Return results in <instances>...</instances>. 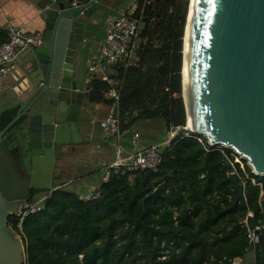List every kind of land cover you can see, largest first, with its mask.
I'll return each instance as SVG.
<instances>
[{
    "label": "trees",
    "instance_id": "trees-1",
    "mask_svg": "<svg viewBox=\"0 0 264 264\" xmlns=\"http://www.w3.org/2000/svg\"><path fill=\"white\" fill-rule=\"evenodd\" d=\"M136 3V14L144 21L142 43L137 64L121 71V76L125 75L121 119L136 116L128 126H122V131L137 122L162 120L167 133L171 126H184L187 121L181 72L190 0ZM8 39L9 32L0 29V47ZM107 90L105 82L93 78L87 101L110 105L105 98ZM15 115L13 110L1 114L0 131ZM226 153L238 158L230 149ZM233 164L246 199L245 204L235 207L229 181L233 168L226 157L220 152H206L197 139L183 135L164 148L157 172L112 174L97 200L83 201L85 192L55 186L44 210L23 222L28 261L233 264L252 252L254 264H264V176L252 173L246 161L242 168ZM158 188L162 189L161 196L145 201ZM13 218L8 217V225L18 233V221ZM258 228L263 238L252 245L249 231Z\"/></svg>",
    "mask_w": 264,
    "mask_h": 264
},
{
    "label": "water",
    "instance_id": "water-1",
    "mask_svg": "<svg viewBox=\"0 0 264 264\" xmlns=\"http://www.w3.org/2000/svg\"><path fill=\"white\" fill-rule=\"evenodd\" d=\"M48 2L43 43L0 69V116L16 114L0 131V264L25 261L23 240L8 217L55 191L58 155L84 142L78 121L88 103L75 73L76 55L102 28L96 11L111 7L101 0L78 6ZM190 6L191 0L188 13ZM191 10L181 72L189 36L187 123L190 118L194 134L233 150L264 176V0H193ZM229 181L232 207L245 204L238 175ZM254 234L256 242L262 240L261 229Z\"/></svg>",
    "mask_w": 264,
    "mask_h": 264
},
{
    "label": "built area",
    "instance_id": "built-area-1",
    "mask_svg": "<svg viewBox=\"0 0 264 264\" xmlns=\"http://www.w3.org/2000/svg\"><path fill=\"white\" fill-rule=\"evenodd\" d=\"M52 1L57 2V0ZM78 5V0H74L73 6ZM137 8L135 0L128 9L120 12L116 18L110 20L105 25V37L100 42L98 52L89 65L91 75L108 85L105 98L110 102V105H108L109 114L99 123V126L104 140L112 144L115 152L113 160L105 167L102 178L89 186L82 195L81 200L83 201L91 202L99 199L102 185L110 181L112 174L130 176L145 170L157 172L162 162L164 148L168 147L179 135L197 139L203 145L206 152L215 151L223 154L233 168L230 175L235 173L239 177L233 162H236L240 168L244 166L245 161L247 162V160L238 154V158L236 159L229 157L226 153V150L229 148L223 145H213L205 138L194 134L191 128H189L187 121L184 126H171L166 133L163 143L160 145L146 148L141 147L133 151H127L124 148L121 143L123 133L121 97L125 85V75L121 76V71H127L129 68L135 66L139 60L138 51L142 43L140 35L144 27V21L142 15L137 16ZM8 32V41L0 47V69L10 65L25 48L39 46L43 43V36L40 33H23L14 29H10ZM135 139H137L136 135ZM50 195L51 193L48 194V197ZM47 198L37 203H25L16 214L11 215L12 217H16L13 218L14 220L18 221V234L21 236L25 248V261L23 264H30L26 253V237L23 233V222L26 217L42 212ZM249 237L251 244L254 245L256 243L254 232L249 231ZM240 261L241 259H236L233 264H238Z\"/></svg>",
    "mask_w": 264,
    "mask_h": 264
},
{
    "label": "crops",
    "instance_id": "crops-1",
    "mask_svg": "<svg viewBox=\"0 0 264 264\" xmlns=\"http://www.w3.org/2000/svg\"><path fill=\"white\" fill-rule=\"evenodd\" d=\"M48 1L0 0V29L7 32L10 29H14L23 33L42 34L44 29L42 16L44 9L49 4ZM119 1L101 0V3L105 4L107 2L111 6L105 10L96 11L97 19L101 20L100 26L102 28L91 40L80 47L76 55L75 73L78 77L79 88L85 93L86 101L88 85L94 78L89 71V65L98 52L100 42L105 37V25L135 2L133 0L128 5V0H124L120 4ZM78 3L79 5L84 4L83 2ZM116 3L119 5L114 8ZM87 103V108L82 111L78 121L79 130L84 142L80 145L64 147L63 153L58 155L56 168L66 173V175L64 173V179L66 180L64 186L72 184V177L79 175L75 180H80L79 182L82 183L79 191L80 194L84 193L89 186L102 178L104 169L113 160L115 152L112 144L104 140L102 130L99 126V123L109 114V106L91 104L88 101ZM136 134L134 132L132 136H129L127 130L123 131L121 143L127 151L149 146V143L146 144L143 141L142 136H139V139H135ZM163 141L151 144L160 145Z\"/></svg>",
    "mask_w": 264,
    "mask_h": 264
},
{
    "label": "rangeland",
    "instance_id": "rangeland-1",
    "mask_svg": "<svg viewBox=\"0 0 264 264\" xmlns=\"http://www.w3.org/2000/svg\"><path fill=\"white\" fill-rule=\"evenodd\" d=\"M133 0H128V5L132 3ZM185 35V34H184ZM184 39V38H183ZM184 42V40H183ZM182 76V75H181ZM136 116V113H134L132 116L126 115L123 118L122 126H128L130 124V121L132 118ZM127 132L129 136H132L134 132H136V136L139 139V136H142V139L145 143H159L166 137V130L163 125L162 120H156V121H147L145 123L143 122H137L132 127L127 129ZM146 148V147H145ZM68 171V170H67ZM65 171H61L60 169H56L55 176L57 179L55 180V186L60 185L61 187L64 186L65 183ZM66 175V173H65ZM79 175H75L72 177V184L67 185L66 189L69 191H78L80 190V186L82 185L80 180H75L76 177ZM67 178V177H66ZM70 180V181H71ZM70 183V182H69ZM57 188V187H56ZM253 253H248L244 258L241 259V262H238V264H254V258Z\"/></svg>",
    "mask_w": 264,
    "mask_h": 264
},
{
    "label": "bare ground",
    "instance_id": "bare-ground-1",
    "mask_svg": "<svg viewBox=\"0 0 264 264\" xmlns=\"http://www.w3.org/2000/svg\"><path fill=\"white\" fill-rule=\"evenodd\" d=\"M193 9V0H191V6H190V11L188 13V21H189V25H188V30L190 29V21H191V14H192V10ZM188 47H189V36L186 37V50H185V64H184V70H183V76H182V80H183V92H182V96L183 99L185 100L186 103H189V77H188V60H189V53H188ZM189 115V113H188ZM188 126L189 128H191L190 125V118H189V122H188Z\"/></svg>",
    "mask_w": 264,
    "mask_h": 264
}]
</instances>
